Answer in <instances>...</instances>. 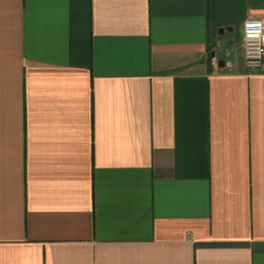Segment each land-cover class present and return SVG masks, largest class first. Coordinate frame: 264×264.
Segmentation results:
<instances>
[{"label": "crops", "instance_id": "0c3cea01", "mask_svg": "<svg viewBox=\"0 0 264 264\" xmlns=\"http://www.w3.org/2000/svg\"><path fill=\"white\" fill-rule=\"evenodd\" d=\"M264 0H0V264H264Z\"/></svg>", "mask_w": 264, "mask_h": 264}, {"label": "built area", "instance_id": "2783aa9c", "mask_svg": "<svg viewBox=\"0 0 264 264\" xmlns=\"http://www.w3.org/2000/svg\"><path fill=\"white\" fill-rule=\"evenodd\" d=\"M241 50L248 68H264V19L247 18L242 24Z\"/></svg>", "mask_w": 264, "mask_h": 264}]
</instances>
